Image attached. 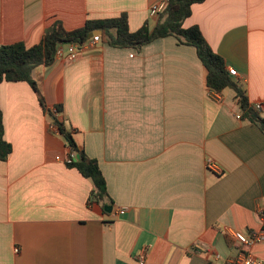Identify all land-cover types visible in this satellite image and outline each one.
Here are the masks:
<instances>
[{
	"label": "crops",
	"instance_id": "crops-1",
	"mask_svg": "<svg viewBox=\"0 0 264 264\" xmlns=\"http://www.w3.org/2000/svg\"><path fill=\"white\" fill-rule=\"evenodd\" d=\"M158 1L0 0V46L29 48L53 22L73 30L122 13L130 32L152 28ZM193 25L237 71L249 106L264 102V0H204L183 22ZM31 75L96 160L112 206L88 204L91 182L55 159L68 146L28 83L1 82L11 151L0 160V264H137L142 254L146 264H226L246 250L264 261V241L244 248L230 233L264 231V134L231 88L211 95L192 46L100 42Z\"/></svg>",
	"mask_w": 264,
	"mask_h": 264
},
{
	"label": "trees",
	"instance_id": "trees-1",
	"mask_svg": "<svg viewBox=\"0 0 264 264\" xmlns=\"http://www.w3.org/2000/svg\"><path fill=\"white\" fill-rule=\"evenodd\" d=\"M204 0H168L165 9L158 14L156 24L150 28L144 22L136 31L128 29L125 13L112 18L87 20L83 26L65 30L61 23L53 22L44 32L40 42L29 48L22 43L0 46V83L24 81L36 93L42 109L47 114L49 122L56 127L58 133L64 138L71 163L69 167L75 168L84 178L92 184L88 204L95 203L102 210L111 208L112 202L106 190V184L96 160L89 158L79 147L73 137L72 131L66 128L63 121L55 117L53 111L45 106L39 93L37 83L32 77V71L39 66H50L55 60V51L59 45L77 43L83 45L89 35L94 31H101L100 42L114 48L139 50L142 46L153 40L174 37L179 44L192 46L198 59L205 69V85L208 89L220 92L231 88L243 115L256 124L264 134V116L253 105L249 106L245 90L228 73L225 62L218 54L214 53L198 26L184 27L183 22L191 14V7ZM54 111L60 115L61 106H54ZM11 151V146L3 140V123L0 112V160H5Z\"/></svg>",
	"mask_w": 264,
	"mask_h": 264
},
{
	"label": "built area",
	"instance_id": "built-area-1",
	"mask_svg": "<svg viewBox=\"0 0 264 264\" xmlns=\"http://www.w3.org/2000/svg\"><path fill=\"white\" fill-rule=\"evenodd\" d=\"M168 0H160L152 4L148 9L149 16H158L161 13L166 5ZM100 43L99 35H92L83 45L77 43H67L59 45L55 51V60H65L68 63L75 62L84 52L91 50ZM228 73L231 76H237V71L234 68H227ZM211 95L217 97V92L211 90ZM255 110H257L262 116H264V102H258L253 104ZM53 111L55 117H58V113L54 111L53 108H50ZM239 118V116H238ZM49 129L51 131L56 130V127L49 122ZM57 161L64 163L65 165L71 163V158L66 157L61 159L59 156H55ZM206 169L214 173H219L220 169L218 165L211 159H206ZM125 211L124 208H119L117 214H123ZM262 218H264V213H261ZM232 238L239 245L244 248H249L250 246L264 241V231H251L249 233H243L240 231H231ZM17 252V250H15ZM215 258H218L216 255ZM137 264H146L144 255H139L136 258ZM226 264H264V261L255 257L249 251H244L234 258H229L226 261Z\"/></svg>",
	"mask_w": 264,
	"mask_h": 264
},
{
	"label": "water",
	"instance_id": "water-1",
	"mask_svg": "<svg viewBox=\"0 0 264 264\" xmlns=\"http://www.w3.org/2000/svg\"><path fill=\"white\" fill-rule=\"evenodd\" d=\"M92 35H101V31H94L92 34L89 35V38L92 36ZM104 210H110V208H104Z\"/></svg>",
	"mask_w": 264,
	"mask_h": 264
}]
</instances>
